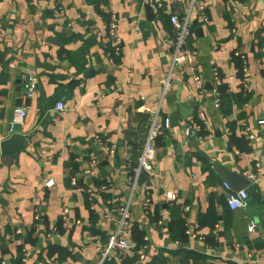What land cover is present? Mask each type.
Masks as SVG:
<instances>
[{"label": "crops", "instance_id": "0c3cea01", "mask_svg": "<svg viewBox=\"0 0 264 264\" xmlns=\"http://www.w3.org/2000/svg\"><path fill=\"white\" fill-rule=\"evenodd\" d=\"M102 6L119 21L122 55L114 62L106 55L109 14ZM191 7V0H0V144L13 135L15 111L31 110L19 124L27 149L18 156L0 149V264H15L20 256L21 264H100L99 249L129 197L131 165L156 114L177 119L156 143L152 170L132 201L134 248L115 252L108 264L264 262V0H203ZM188 14L196 66L172 71L170 19ZM238 53L250 74L246 90ZM216 69L228 87L227 115L216 107ZM242 92L248 98L239 107L235 96ZM19 98L30 104L18 108ZM182 107L192 112L188 118ZM201 114L209 132L197 139L204 158L185 136ZM231 125L248 150L241 141L230 146ZM214 163L248 180L257 174L244 190L246 208L229 212L228 190ZM106 177L113 188L101 192ZM210 207L219 217L215 230L201 228L203 239L182 235L176 241L172 222L184 220L191 228Z\"/></svg>", "mask_w": 264, "mask_h": 264}, {"label": "built area", "instance_id": "2783aa9c", "mask_svg": "<svg viewBox=\"0 0 264 264\" xmlns=\"http://www.w3.org/2000/svg\"><path fill=\"white\" fill-rule=\"evenodd\" d=\"M203 0H191V8H194L196 5L202 3ZM102 9L109 14V25H108V38L111 42L110 51L106 52L107 57L110 59L111 62H114V58L120 57L122 55V44L121 39L119 37V21L118 17L115 13L109 11L107 7L102 6ZM201 19L203 22H208L209 18L202 10ZM170 22L172 24V36L169 37V43L172 50V71L181 65H189L191 67L196 66V60L198 57V52L189 47V41L193 35V25L191 22L190 14L180 17L178 15H174L171 17ZM237 56L241 57L243 61V73L241 77V81L243 84L244 89L246 90L248 87V82L250 79V74L246 65V61L243 55L236 54ZM214 80L216 86V96L217 102L216 107L221 109V94L219 92V87L224 83V79L221 77L219 71L216 69L214 71ZM195 81L197 87L201 90L203 89L202 79L200 76L195 77ZM169 85V80L166 82V87ZM32 89H30V93ZM29 98H33V94L29 95ZM56 109L60 112L65 110V106L62 102L57 104ZM31 114V110L28 108L18 109L15 111L14 116L12 118V129L15 125L23 124L25 118ZM260 125H264V120L260 121ZM208 126L207 118L201 114L200 118L197 122H192L187 125L185 129V136L186 138L194 137L196 139L202 140L203 137L199 136L202 130L206 129ZM170 120L165 119L161 120L160 115L156 114L150 125V131L147 137L146 145L144 150L138 160L137 166L133 169V172L130 176V190H129V197L125 201V204L118 209V216L115 223V227L110 233L105 242L104 246H101L100 251V264H108L112 261V257L115 252L117 251H130L134 248L131 242V220H130V213L132 207V201L139 193L140 190V178L142 174L149 173L152 170V161L154 158V151L157 138L162 135L164 132L170 129ZM206 138V137H205ZM204 138V139H205ZM249 140H253L255 138L254 134L249 135ZM98 143L103 146L109 154L115 153V147H110L106 145L103 140L99 139ZM251 181H255L257 179V174L252 173L249 176ZM55 182L51 180L46 184L47 188H52ZM71 185L74 188L79 186L78 181L73 179L71 181ZM226 190H228L227 196V204L230 210L236 211L240 209H244L247 207L249 201V193L247 191H240L234 192L230 189V187L225 184L224 186ZM113 188V181L106 177L104 183L102 184L100 190L101 192H109ZM87 193L91 194V190H86ZM108 205L113 204V201H108ZM146 209L148 206L146 205ZM148 212V211H147ZM149 213V212H148ZM67 214L68 210H64L62 214V219L64 223L67 222ZM257 229L256 222L252 221L249 225V232L254 233ZM200 230L199 224H195L191 228L188 227L186 234L191 238H199V233L197 231ZM145 257L141 255V260H144ZM261 264H264L262 262Z\"/></svg>", "mask_w": 264, "mask_h": 264}, {"label": "trees", "instance_id": "16d2710c", "mask_svg": "<svg viewBox=\"0 0 264 264\" xmlns=\"http://www.w3.org/2000/svg\"><path fill=\"white\" fill-rule=\"evenodd\" d=\"M170 30H171V33H172V26H171ZM106 49H107L106 52L110 51V47H108ZM234 57H235L236 65L238 66L239 71L243 70L242 67H244V64H243V61L241 60V57L237 56V55H234ZM220 75L223 78L221 73H220ZM219 92L221 94V110H222L224 115H227L228 113L225 110V102H226L227 98L229 97V94H228V87H227V85H225V83H223L219 87ZM235 98H236L235 100H236V103L238 104V106L242 107L243 104H245L247 102L248 95H245L244 92H242V93L236 95ZM230 129L232 130V135L230 136V146L231 147H235L237 145V141H241L242 145H243V149L244 150H248V141H247V139L244 138V137L237 138L233 125L230 126ZM208 135H209V132L206 129L202 130V132L199 134V136L203 137V139L205 137H207ZM160 139H161V135L157 138L156 143L159 142ZM237 148H239V147H237ZM136 166H137V162H135L134 164L131 165V174L133 172V169ZM145 174L146 173L142 174V176L140 178V183H142V181H144V178L146 176ZM105 199L106 200L110 199V196L105 195ZM229 212H231V210ZM218 221H219V217L217 215V212H216L215 208L214 207H210L209 211L206 214H204V215H202L200 217L198 224L200 226V229L201 228H205V227H209L211 230H215L216 226L218 225ZM171 229L173 231V235H174V238L176 239V241H178V239L182 235H185V237L188 238V235L186 234V231H187L188 228H187V225H186L184 220H179V221L174 222V223L172 222ZM185 237L181 238V240H183ZM208 242H209V244L211 246H218L217 243L214 244V239L213 238H209ZM21 252L22 251H20V253ZM187 254H188L189 257L194 258V259L197 258V257L198 258L200 257L199 254L192 253V252H189ZM22 259H23V257L20 256V258L15 262V264H21L22 263ZM209 264H214V263H209ZM230 264H233V263H230Z\"/></svg>", "mask_w": 264, "mask_h": 264}, {"label": "water", "instance_id": "95a60500", "mask_svg": "<svg viewBox=\"0 0 264 264\" xmlns=\"http://www.w3.org/2000/svg\"><path fill=\"white\" fill-rule=\"evenodd\" d=\"M149 14L151 17H153L151 10H149ZM17 103H18L17 107L22 108L24 104L29 105L30 101L26 100V102L23 104V100L19 98ZM181 112L183 113V116L185 118H188L192 114L191 111L186 110V108L184 107L181 108ZM176 117L177 116H173L171 118L170 120L171 126H174V122L177 119ZM189 140L193 142L195 149L200 152L197 144V139L194 137H189ZM27 147H28V137L22 134V127L20 125H15L13 127V135L9 139L4 140L0 144V149L2 154H15L17 156L22 151H25ZM200 155L203 156L202 152H200ZM205 159L208 161L207 158ZM213 167L215 171L218 173V175L223 179L224 183L227 184L232 191L234 192L244 191L245 189L251 186V181L248 180L246 176L240 174L239 172L231 171L219 163H214Z\"/></svg>", "mask_w": 264, "mask_h": 264}]
</instances>
